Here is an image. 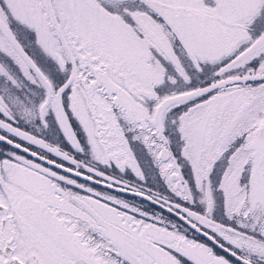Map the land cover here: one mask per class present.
Wrapping results in <instances>:
<instances>
[{"label":"snow or ice","instance_id":"obj_1","mask_svg":"<svg viewBox=\"0 0 264 264\" xmlns=\"http://www.w3.org/2000/svg\"><path fill=\"white\" fill-rule=\"evenodd\" d=\"M0 264H264V0H0Z\"/></svg>","mask_w":264,"mask_h":264},{"label":"flooded vegetation","instance_id":"obj_2","mask_svg":"<svg viewBox=\"0 0 264 264\" xmlns=\"http://www.w3.org/2000/svg\"><path fill=\"white\" fill-rule=\"evenodd\" d=\"M150 182L156 186V187H159L160 185L156 182V177H153L152 179H150Z\"/></svg>","mask_w":264,"mask_h":264},{"label":"rangeland","instance_id":"obj_3","mask_svg":"<svg viewBox=\"0 0 264 264\" xmlns=\"http://www.w3.org/2000/svg\"><path fill=\"white\" fill-rule=\"evenodd\" d=\"M154 176L150 177V179H152Z\"/></svg>","mask_w":264,"mask_h":264}]
</instances>
